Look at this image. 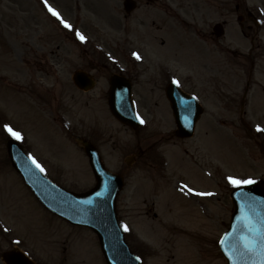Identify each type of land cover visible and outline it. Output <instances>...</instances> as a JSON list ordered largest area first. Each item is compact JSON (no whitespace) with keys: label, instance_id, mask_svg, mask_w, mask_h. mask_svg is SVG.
Masks as SVG:
<instances>
[{"label":"rangeland","instance_id":"1","mask_svg":"<svg viewBox=\"0 0 264 264\" xmlns=\"http://www.w3.org/2000/svg\"><path fill=\"white\" fill-rule=\"evenodd\" d=\"M151 1L137 0L141 6L115 32L122 39L116 45V0H0V256L17 248L46 264H105L96 236L43 209L14 172L6 152L8 125L44 173L74 192L95 183L78 140L98 148L106 167L124 177L116 202L122 225L145 232L144 245L130 233L125 238L142 254V264H226L217 243L232 209L228 177L264 180V131H257L258 125L264 129V28L248 22L243 52L251 48L248 40L254 45L244 58L231 57L225 35H214L209 67L201 38L228 18L237 28V12L262 14L264 0H179L178 23L174 9ZM152 3L160 18L152 11L146 26L130 21L143 18ZM77 31L83 41L73 36ZM75 70L90 72L95 87L78 90L71 80ZM114 72L132 80L137 113L143 121L149 114L150 129L134 131L110 114L108 79ZM206 77L209 89H198L206 115L193 137L180 139L164 87L175 79L197 92L193 82ZM188 156L207 163L214 180L197 184L203 176ZM184 179L214 191L209 218L196 211V197L174 193L175 180ZM147 218L151 224L140 221Z\"/></svg>","mask_w":264,"mask_h":264},{"label":"water","instance_id":"2","mask_svg":"<svg viewBox=\"0 0 264 264\" xmlns=\"http://www.w3.org/2000/svg\"><path fill=\"white\" fill-rule=\"evenodd\" d=\"M74 80L84 87L90 85L82 72H76ZM110 84V110L122 122L135 126L129 87L115 76L111 77ZM168 96L182 135H191L198 116L194 100L174 86L168 88ZM83 144L98 181L94 190L83 195L67 192L42 176L13 140L8 141V152L14 167L48 209L72 223L97 231L109 264H138L123 241L114 213L115 196L122 185L120 178L107 172L92 145ZM231 197L234 212L220 248L228 264H264V184L237 187L232 190Z\"/></svg>","mask_w":264,"mask_h":264},{"label":"flooded vegetation","instance_id":"3","mask_svg":"<svg viewBox=\"0 0 264 264\" xmlns=\"http://www.w3.org/2000/svg\"><path fill=\"white\" fill-rule=\"evenodd\" d=\"M151 0H148V2H150ZM151 2H154V3H156L157 5H161V6H168L170 9H174L175 11H174V21H175V23H178V21H179V19H180V15H178V13H177V9L178 8H180V6H179V0H162V1H160V0H153V1H151ZM123 3H124V0H116V10H117V12H116V25H115V28H114V32H119V27H120V24H123V20H127V16L128 15H130L129 13H126L125 12V10H124V8H123ZM141 6V4L139 3H137V0H136V6H135V8H134V10H137L138 9V7H140ZM159 6H154L153 5V3L151 4V5H149V8L151 7V9H150V11H149V13L148 12H146V14H145V16L143 17V18H141V17H138V18H132L131 19V22L133 23V24H138V25H143V26H146V15L148 14V15H150L151 13H152V11H156V13L155 14H153L152 16H154V17H158V18H160L161 16L159 15V13H158V9L157 8H160ZM133 10V11H134ZM164 11V10H163ZM164 13L166 14L167 13V11H166V9H165V11H164ZM122 17H121V16ZM147 15V16H148ZM161 24H162V26H160L161 28H163L164 26H163V23L161 22ZM123 26L124 25H122V28H123ZM115 33V34H116ZM205 34H206V40H207V42L210 40V41H213V36L211 35V33H209V32H205ZM119 35V37H117L116 36V40H118V41H120V42H122V39H120V35L121 34H118Z\"/></svg>","mask_w":264,"mask_h":264},{"label":"snow or ice","instance_id":"4","mask_svg":"<svg viewBox=\"0 0 264 264\" xmlns=\"http://www.w3.org/2000/svg\"><path fill=\"white\" fill-rule=\"evenodd\" d=\"M49 11L52 13L53 16H56L57 19H60V22L64 25V27L66 28H71V25L68 24L67 22H65L63 19L60 18V15L58 12H56L54 9H52L51 7H49ZM77 36L79 37L80 40H84L85 37L83 35H81L79 32H77ZM134 55H136L134 53ZM137 59H139V56H137ZM175 82V81H174ZM141 123H143V121H141ZM5 130L14 138L16 139H20L21 135L19 132L14 131L11 127H9L8 125L4 126ZM257 131H264V129H261L260 126H257ZM37 167H40L37 164ZM41 171H43V169L41 168ZM228 182L234 186H241V185H250L255 183V181H253L252 179H245V180H240V179H235L233 177H228ZM187 187V186H185ZM188 191H192V189H188ZM197 195H205V193H197ZM125 231H127V227H125Z\"/></svg>","mask_w":264,"mask_h":264}]
</instances>
